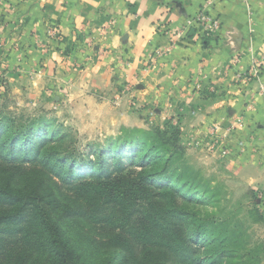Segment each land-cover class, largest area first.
<instances>
[{
    "label": "crops",
    "instance_id": "0c3cea01",
    "mask_svg": "<svg viewBox=\"0 0 264 264\" xmlns=\"http://www.w3.org/2000/svg\"><path fill=\"white\" fill-rule=\"evenodd\" d=\"M7 2L15 6L2 8V21L11 22L21 49L39 52L31 37H44L49 23L59 26L65 45L47 60H30L47 67L59 60L69 71H51L49 80L75 84L87 102L99 93L116 98V105L135 100L144 112L135 119L150 117L147 123L161 126L176 121L183 148L185 141L211 138L215 128L237 170L254 169L264 179V66L253 73L254 58L264 55V0H216L210 10L221 29L209 36L183 29L205 0H0ZM89 35H95L92 50L81 43ZM247 71L249 78L240 80Z\"/></svg>",
    "mask_w": 264,
    "mask_h": 264
},
{
    "label": "trees",
    "instance_id": "16d2710c",
    "mask_svg": "<svg viewBox=\"0 0 264 264\" xmlns=\"http://www.w3.org/2000/svg\"><path fill=\"white\" fill-rule=\"evenodd\" d=\"M67 141L44 125L0 123V264H264V240L222 231L159 146L85 156Z\"/></svg>",
    "mask_w": 264,
    "mask_h": 264
},
{
    "label": "rangeland",
    "instance_id": "374dc122",
    "mask_svg": "<svg viewBox=\"0 0 264 264\" xmlns=\"http://www.w3.org/2000/svg\"><path fill=\"white\" fill-rule=\"evenodd\" d=\"M7 3L0 4V123L13 119L16 120V125L25 127L31 123L44 125L49 132L59 131L67 135V147L76 149L77 153L85 156L90 153V149L95 152L98 149H107L114 153L116 148L121 147L149 153L147 145H157L167 151L162 165L169 163L170 173L181 180L180 189L186 194L193 193L209 200L211 206L205 212L216 217L222 231L229 234L240 228L242 232H246L240 242L251 241V246L264 240V179L258 180L261 178L254 169L243 171L244 173L237 170L240 164L233 161L231 153L221 142V134L215 128L211 132V138H204L200 143L197 140L185 141L183 148L178 142L176 121L168 122L162 127L159 123H147L150 117H145L144 120L135 119L133 114L141 116L143 112L135 107V100L122 99L116 105V98L99 93L87 102L79 94L75 84L64 80L58 82L55 78L49 80L51 71L58 75L69 71L58 66L59 60L54 62L55 66L50 67L44 66L42 62L31 66L30 60L34 57L37 59L38 56L47 60L49 55L65 45L66 41L59 26L49 23L44 37H31L32 46H37L39 52L33 51L29 45V50L26 51L25 46L21 49V39L17 37L11 22L2 21V8L5 5L9 8L15 6ZM192 29L197 30L198 27ZM106 31L104 29L102 33ZM197 32L209 36L218 34L219 31ZM83 37L82 46L92 50L95 35ZM60 54L67 53L63 51ZM21 60L24 61L22 66L19 65ZM253 70L255 73L256 68ZM246 74L247 77L243 76L240 80L249 78L251 72L241 73ZM124 89L131 91V87L127 85ZM112 106L116 109H112ZM152 113L154 111L147 115ZM243 121L240 118L237 124ZM230 130L228 128L227 132ZM171 143L173 148L169 147ZM200 154H203V158L197 157ZM90 158L95 159L96 155L91 154ZM230 158L232 161L228 160ZM228 162H233L231 170L227 169ZM256 210L262 220L254 223L251 212Z\"/></svg>",
    "mask_w": 264,
    "mask_h": 264
},
{
    "label": "built area",
    "instance_id": "2783aa9c",
    "mask_svg": "<svg viewBox=\"0 0 264 264\" xmlns=\"http://www.w3.org/2000/svg\"><path fill=\"white\" fill-rule=\"evenodd\" d=\"M215 1L216 0H205L204 6L199 13L186 21L183 26L184 31H188L195 27H198L197 30H200L203 33H214L220 31L221 22L211 14L210 10ZM254 65L256 66L255 74H257L259 68L264 65V55L255 57ZM243 76L247 77V74L241 75L240 78H243ZM211 92H214V89H211Z\"/></svg>",
    "mask_w": 264,
    "mask_h": 264
}]
</instances>
